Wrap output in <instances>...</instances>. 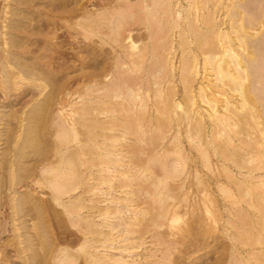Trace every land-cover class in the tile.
Returning <instances> with one entry per match:
<instances>
[{"label":"rangeland","instance_id":"obj_1","mask_svg":"<svg viewBox=\"0 0 264 264\" xmlns=\"http://www.w3.org/2000/svg\"><path fill=\"white\" fill-rule=\"evenodd\" d=\"M22 1L0 0V264H69L66 263L67 251H79L85 242L83 240L88 238L77 214L69 213L71 207L76 208L78 203L85 207L80 210L84 216L88 215L90 208L87 207L93 206L109 208L108 211L115 213L117 218L129 210L131 213L126 215L130 217L128 222L135 220V211L141 212L138 216L145 226L144 234L125 232L120 237L121 233L114 232L118 236L110 237V242L115 241L108 247L98 243L95 251L106 258L103 259L105 262L264 264V132L261 133L264 124H255V127L250 123L243 125L247 129L237 124L233 126L235 121L230 118L226 105L229 101L240 114H245L239 106L247 103L242 98V88L241 91H232L231 88L236 87L234 82L223 73L219 74V70L214 68L217 62H206L209 61L206 56L210 59L212 54L207 52L203 55L196 50L194 34L184 38L186 42L190 41L189 44L185 46L183 43L180 35L187 27L185 21L192 17V4L201 1ZM207 1L208 6L203 11L205 17L215 11L216 20L225 21L219 31L236 37L228 18L236 0ZM260 1L248 0L254 6V12L259 6L263 8L264 0ZM202 2L206 3V0ZM214 4H218L215 10ZM153 6L163 12L170 7V13L175 17L166 15L174 17L170 18L173 22L175 18L180 20L175 26L177 29L171 26L173 22L169 18L167 21L162 11L154 10ZM108 16L112 17V22L123 20L125 23L122 27V22L119 25L115 22L121 27L115 24L119 30H116L118 34L115 33L117 38ZM144 23L153 27L149 29ZM250 32L256 35L259 29ZM153 33L155 37L157 35L155 44V40L151 41ZM128 34L136 35L134 38L137 40L143 35L144 39L138 40V47L130 48V42L126 40ZM212 39L201 45L205 51L218 42L216 36ZM143 47L148 49L144 62L141 60L143 64H130ZM123 50L128 51L126 53L130 55L127 58L131 60L126 58ZM191 57L196 60L193 61L196 64L193 79L185 78L188 74L186 64ZM227 59L230 58L227 56ZM17 60L33 67L39 77H28L17 65ZM263 60L264 57L260 61L262 76ZM221 63L223 65V61ZM185 85L189 88L185 89ZM111 90L120 94L118 97L112 95L108 100L105 94L110 96ZM209 98L218 102L211 104ZM167 102L181 107H176L177 112L168 113ZM187 103L191 110L189 117L183 112L188 108ZM255 103L257 108L252 107V111L263 112L260 106L264 100L256 99ZM42 104L45 109L40 107ZM39 107L44 115L40 111L41 115L34 112ZM196 118L201 123L196 122ZM228 122L237 130L242 128L234 138L230 126H227L229 131L226 129ZM115 126L114 130L118 131L115 136L124 140L118 138V147H110L113 145L109 139L113 133L110 128ZM76 129L75 138L78 139L73 141V130ZM124 129L140 137L134 134L126 137L129 133L126 134ZM202 135L207 139L205 142ZM233 144L237 145L239 155L232 150ZM73 150L77 151L76 160L79 162L76 175H81L77 190L68 188L76 183L73 181ZM110 151L119 152L123 157H119L123 159L122 163L115 164L110 157L107 158ZM88 159L97 166H92ZM100 162H109L106 163L109 166L121 164L113 172ZM121 172H128V175ZM90 185L97 187L98 191L94 188L90 191ZM90 198L94 201L91 202ZM119 209L123 210L121 215ZM91 211L90 223L114 221V215H102L106 217L102 219L96 210ZM74 239H78L77 243ZM84 257L86 255L82 254L70 264H86Z\"/></svg>","mask_w":264,"mask_h":264},{"label":"bare ground","instance_id":"obj_2","mask_svg":"<svg viewBox=\"0 0 264 264\" xmlns=\"http://www.w3.org/2000/svg\"><path fill=\"white\" fill-rule=\"evenodd\" d=\"M22 1V0H21ZM106 1V0H105ZM104 1V2H105ZM149 1V0H148ZM151 1V0H150ZM166 1V0H165ZM164 1V2H165ZM201 2H202V0H200ZM216 1V0H215ZM214 1V2H215ZM221 1V0H220ZM260 1V0H259ZM22 2H24V1H22ZM21 2V3H22ZM94 2V1H93ZM100 2V1H99ZM102 2V1H101ZM104 2H103V4H104ZM106 2H108V1H106ZM167 2V1H166ZM198 2V1H196V2H193V4H192V17H194V18H187V19H189V21H187L186 19V23H185V25L187 26L186 27V29H183L182 30V34L180 35L181 37H182V39H183V43L185 44V46L187 45V44H189L190 43V41L188 42V40H187V42H186V40H184V38L186 37V36H189V34H194V38H195V41L194 42H196V45L198 46V48L196 47V50L198 51L199 50V53L200 52H202V53H204L203 55H205V53H207V52H209L210 54H212V56H210V57H212V58H210L209 59V57L208 56H206L207 58H206V60H209V61H206L207 63L208 62H210V61H216L217 63H216V65L214 66V68H217L216 70H219V74L221 75L222 73H223V75L224 76H227V78H228V80L229 81H233L234 83V85L233 86H236L235 88H231V90L232 91H234V90H240L241 91V88H242V93H243V97L242 98H244L246 101H247V103H245V102H243V104H241V105H239V106H241V109H242V111L244 110V113L245 114H240L238 111H237V107H234V106H232L231 104H230V102L228 101V103H227V105H226V109H227V111H229V113H230V118H232L234 121H235V123H233V126H236V124L240 127H242L243 128V125H246V124H248L249 125V123H250V125H252V126H254L255 127V124L256 125H258V124H264V103H262V106H260V108L261 107H263L261 110L263 111V112H261V111H259V110H254L255 112H253L252 111V107H256L257 108V106H256V103H255V100L256 99H263L264 100V98L262 97L263 95H264V75L262 76L261 74H260V72L263 70V68H262V65H261V60H262V58L264 57V5H263V8L261 9V7L259 6L258 8H260L261 10H258V8H256L257 9V11L256 12H254V10H253V7H252V3H249L248 2V0H236V3H234V6H233V8H232V10L230 11L231 13L230 14H228L229 15V17L228 18H230V21L232 22V24H231V27H232V29H234V33H235V36L236 37H232L231 35H230V33H226V34H222L219 30H220V28L222 27V25H224L225 24V21L224 20H220V21H217L216 20V17L214 16V13H215V11L212 13V14H208L209 16H207V17H205V15H204V13H203V11H204V9L205 8H207V0H206V3L205 2ZM261 2V1H260ZM153 3V2H152ZM192 3V2H191ZM217 3V2H216ZM255 3V2H254ZM97 4V3H96ZM100 4V3H99ZM123 4V3H122ZM150 4V3H149ZM154 4H156V2H154ZM210 4V3H209ZM211 4H212V2H211ZM256 4H257V2H256ZM261 3H259V5H260ZM153 5V4H152ZM152 5H150V7H152ZM148 6V5H147ZM155 6V5H154ZM153 6V9L156 7H154ZM214 6V10H215V7H217L218 6V4H217V6L214 4L213 5ZM228 6V5H227ZM80 7V6H79ZM159 6H157L156 8H158ZM162 7V6H161ZM224 7V6H223ZM226 7V6H225ZM77 8V7H76ZM83 8V7H82ZM128 8V7H127ZM154 9V10H158V11H160V8L159 9ZM182 8V7H181ZM229 8V7H228ZM124 9V8H123ZM150 9V8H149ZM149 9H148V11H149ZM162 9V8H161ZM165 9V8H164ZM169 9H170V7H169ZM169 9H167V11H165V12H163V10H161L163 13H164V16H167V21H168V18L170 19H173L174 17H175V15L173 14V13H170V10ZM186 9V8H185ZM255 9V8H254ZM120 10V9H119ZM152 9H150V11H151ZM154 10H152L151 12L152 13H154L155 11ZM213 10V9H212ZM74 12V14H75V10H73ZM91 11V10H90ZM160 11V12H161ZM173 11V10H172ZM175 11V10H174ZM191 11V10H190ZM78 12V11H77ZM140 12V11H139ZM142 12V11H141ZM151 12H149L151 15H152V13ZM168 12V13H167ZM188 12H189V10H188ZM225 12H227V11H225ZM82 13V12H81ZM90 14H91V12H89ZM89 13H87L88 15H90ZM137 13V12H136ZM156 13V12H155ZM158 13V12H157ZM163 13H162V15H163ZM217 13H218V11H217ZM246 13V14H245ZM84 14V13H83ZM85 14H86V11H85ZM105 14V13H104ZM124 14V13H123ZM127 14V13H126ZM150 14H148V15H150ZM160 14V13H159ZM166 14H172V15H174V17L172 18V16L171 17H168L169 15H166ZM190 14V13H189ZM243 14H244V16H243ZM69 15V14H68ZM87 15V16H88ZM117 15V14H116ZM147 15V14H146ZM161 15V16H162ZM106 16V15H105ZM109 17V16H108ZM108 17H106V18H108ZM116 17V16H115ZM153 17H154V14H153ZM156 17V16H155ZM158 17V16H157ZM160 17V16H159ZM177 17V16H176ZM178 17H180V16H178ZM182 17V16H181ZM89 18H90V16H89ZM95 18H97V17H95ZM104 17H102V20H104L103 19ZM110 18V17H109ZM112 18V17H111ZM108 19V20H111V22H112V19ZM162 19H163V17H161ZM113 19H115L114 17H113ZM116 19H117V17H116ZM115 19V20H116ZM119 19V18H118ZM139 19V18H138ZM138 19H136V20H138ZM170 19V20H171ZM92 20V19H91ZM107 20V21H108ZM119 20H122V19H119ZM148 20V19H147ZM159 20H161V19H159ZM175 21L173 22V20H171L172 22H173V24L174 25H171V26H173L174 27V29L176 28L175 26H176V24L177 25H179V21L177 20V18H175L174 19ZM123 21V20H122ZM122 21H120V22H122ZM127 21V20H126ZM95 22H97V21H95ZM110 22V21H109ZM108 22V24L109 25H111V23H109ZM116 21H113L112 22V25H113V29L115 30H112L113 31V34H114V37H116L115 36V33L116 34H118L117 33V31L116 30H118L117 28H115L116 27V25L118 24H120V22L119 23H115ZM137 22V21H136ZM161 22V21H160ZM172 22H170V23H172ZM88 22H86V24H87ZM123 23L124 22H122L121 24V26L123 27ZM130 23V22H129ZM150 23V22H149ZM149 23H148V25H146V23H144L145 24V26L147 27V28H151V27H153V25L152 26H150L149 25ZM165 23V22H164ZM170 23H169V25H170ZM184 23V22H183ZM182 23V24H183ZM92 23H90V26H94L93 24L91 25ZM105 24V23H104ZM116 24V25H115ZM131 24H132V22H131ZM151 24V23H150ZM167 25H168V23H166ZM96 25V24H95ZM106 25V24H105ZM117 25V27L118 28H121L120 26H118ZM128 25V24H127ZM159 26H160V23L158 24ZM45 26V25H44ZM124 26H125V23H124ZM184 26V25H183ZM87 27H88V25H87ZM106 27V26H105ZM108 27V26H107ZM110 27V26H109ZM130 27V26H129ZM154 27H155V25H154ZM178 27V26H177ZM182 27V26H181ZM189 27V28H188ZM261 27H263V29H261ZM157 28V27H156ZM169 28V27H168ZM188 28V29H187ZM74 29V28H73ZM123 29V28H122ZM153 29V28H152ZM177 29V28H176ZM254 29H259V32H258V34H256V35H253L251 32H250V30H254ZM42 30V29H41ZM93 30V29H92ZM170 30H171V28H170ZM180 30V29H179ZM73 31V30H72ZM75 31V30H74ZM77 31V30H76ZM119 31V30H118ZM153 31V30H152ZM159 31V30H158ZM169 31V30H168ZM122 32V31H121ZM150 33H151V31H149ZM120 33V32H119ZM76 34H78V33H76ZM106 34H107V32H106ZM165 34V33H164ZM168 34V33H167ZM166 34V35H167ZM112 35V34H111ZM153 35V37L151 36V39L153 38V40H151V41H154L155 40V38L157 37V35H156V37H155V35H154V33L152 34ZM178 35V34H177ZM109 36H110V34H109ZM150 36V35H149ZM162 36V35H161ZM212 36H213V38L216 36V40L218 41L217 43H214L215 45H211L210 47H209V50L207 49V51H205L204 50V48H203V46H201V45H203L206 41H210V39H212ZM114 37H112V38H114ZM119 37V36H118ZM134 37H137L136 35L134 36ZM132 35H130V34H128V35H126V40L128 39V41L130 42V45L128 46V47H130V48H135L136 46H137V42H138V40L140 41V40H142V39H144V37H143V35H141L140 37H139V39L137 40V38H134ZM165 37V36H164ZM172 38H173V36H171ZM117 38V37H116ZM169 38V37H168ZM134 39H136L137 41H135ZM147 39V38H146ZM157 39V38H156ZM162 39H165V38H162ZM112 40H114V39H112ZM117 40V39H116ZM115 40V41H116ZM123 40V39H122ZM125 40V41H126ZM213 40V39H212ZM215 40V41H216ZM156 41L157 40H155V42H154V44L156 43ZM168 42V41H167ZM214 42V41H213ZM125 43V42H124ZM124 43H123V46L122 47H124L125 45H124ZM169 44L171 43V42H168ZM120 44H121V42H120ZM129 44V43H128ZM146 44V43H145ZM166 44V43H165ZM122 45V44H121ZM153 45V44H152ZM157 45V44H156ZM171 45V44H170ZM191 45V44H190ZM195 45V46H196ZM206 45V44H205ZM31 46V45H30ZM127 46V45H126ZM120 47V46H119ZM122 47H120V48H122ZM138 47V46H137ZM142 47V46H141ZM152 47H154V45L152 46ZM159 47V46H158ZM168 47V46H167ZM190 47V46H189ZM206 47V46H205ZM126 47H124V49H125ZM191 48V47H190ZM239 48H241L240 50H239ZM157 49V48H156ZM147 47H143V48H141L140 49V52H139V54L137 55V57H133V55L131 54V56L134 58V59H132L133 60V62H129L130 64L132 63L133 65H136V64H139L140 62L142 63V61L141 60H143V62H144V59H145V57L147 56ZM154 51H155V49H154ZM165 51V50H164ZM121 52H122V50H121ZM123 52H124V54L126 53V52H128V51H124L123 50ZM149 52V51H148ZM166 52V51H165ZM171 52V51H170ZM185 52V51H184ZM208 53V54H209ZM218 53H221V54H219V55H217ZM122 54V53H121ZM163 54V53H162ZM172 54V53H171ZM185 54H186V52H185ZM128 55H130V54H127L126 53V58H127V56ZM154 55V54H153ZM225 55H227L230 59H227V56H225ZM122 56H123V54H122ZM130 56V57H131ZM149 56V55H148ZM197 56V55H196ZM226 57V61L223 59V57ZM124 57V56H123ZM131 57V58H132ZM16 58V57H15ZM129 58V57H128ZM127 58V59H128ZM153 58V57H152ZM162 58V57H161ZM126 59V60H127ZM196 59H197V57H196ZM129 60H131L130 58H129ZM158 60V59H157ZM188 60V59H187ZM186 60V61H187ZM164 61H165V59H164ZM172 61V60H171ZM193 61H195L196 62V60H194V59H192V57L187 61V64L186 65H188V69H186V71H187V73L188 74H186L187 76L185 77V78H187V77H189V78H192L193 77V74H194V72H196V69H195V65L196 64H194L193 63ZM221 61H223V65H222V63H221ZM264 61V60H263ZM169 62V61H168ZM17 65L24 71V73L28 76V77H31V76H35V77H39L38 76V74L37 73H35V70H34V68L33 67H30V65H27L26 63H24V62H22V61H18L17 60ZM143 64V63H142ZM211 64V63H210ZM212 64H214V63H212ZM16 66V65H15ZM109 66V65H108ZM108 66H104V67H108ZM131 66V65H130ZM130 66H129V68H130ZM171 66H172V64H171ZM170 66V67H171ZM210 66V65H209ZM99 67V66H98ZM138 67V66H137ZM105 69V68H104ZM103 69V70H104ZM133 69V68H132ZM171 69V68H170ZM104 71H107V69L106 70H104ZM109 72V71H108ZM170 72V71H169ZM168 72V73H169ZM6 73V72H5ZM107 72H103V74H106ZM226 73V74H225ZM264 73V72H263ZM102 74V73H101ZM115 75V74H114ZM171 75V74H170ZM195 75H196V73H195ZM34 77V78H35ZM53 77V76H52ZM105 77H107V76H105ZM222 77V76H221ZM188 78V79H189ZM227 78H226V80H227ZM127 79V78H126ZM193 79V78H192ZM220 79V78H219ZM222 79H225V77L223 78L222 77ZM47 80H49V79H47ZM184 80V79H183ZM187 80V79H186ZM185 80V82H188V81H186ZM237 80H239V81H237ZM220 81H221V79H220ZM224 81V80H223ZM236 81V82H235ZM116 82V81H115ZM161 82V81H160ZM184 82V81H183ZM226 82V81H225ZM225 84H227V83H225ZM224 84V85H225ZM232 84V83H231ZM231 84L229 85V86H231ZM130 85V84H129ZM137 85V84H136ZM222 85V84H221ZM128 86V85H127ZM132 86V85H131ZM226 86V85H225ZM232 86V87H233ZM186 87L187 88H189L187 85H185V89H186ZM215 87V86H214ZM227 88V87H226ZM128 91L130 92V93H132L133 94V91H132V89H131V87H129L128 86ZM201 89V88H200ZM109 90V89H108ZM192 90V89H191ZM216 90V89H215ZM168 91H171V90H168ZM111 92H114V93H111ZM111 94L109 93V95L110 96H107V94H105V98H107L108 100H109V97L111 98L112 97V95L113 96H117L118 97V95L120 94L119 92H117V91H115V90H111ZM186 92H190V91H188V90H186ZM225 92V91H224ZM235 92V91H234ZM172 93V92H171ZM185 93V92H184ZM202 93V92H201ZM203 94V93H202ZM252 94L254 95V97L252 96ZM261 94H262V96H261ZM167 95V94H166ZM169 95V94H168ZM187 95V94H186ZM101 96H103V94L101 95ZM171 96V94L169 95V97ZM201 96V95H200ZM203 96V95H202ZM189 97H190V95H189ZM192 97V96H191ZM203 97H205V96H203ZM228 97V96H227ZM103 98V97H102ZM170 99H172V98H170ZM210 99V98H209ZM244 99H243V101H244ZM184 100H186V99H184ZM189 100V98L187 97V101ZM191 100V99H190ZM229 100V99H228ZM170 102H171V100H169ZM210 102H211V104H212V102H218L216 99H213V98H211L210 100H209ZM224 101H226V100H224ZM232 101V100H231ZM185 102V101H184ZM259 102H260V100H259ZM261 102H263V101H261ZM169 102H167V104H168ZM44 104V103H43ZM43 104L40 106L41 108H42V106H43ZM216 104V103H215ZM224 104H226V103H224ZM162 106V105H161ZM191 106V105H190ZM40 107L39 108H37L38 109V111H34L35 113L37 112H39L40 111ZM47 107V106H46ZM167 107H168V105H167ZM176 107H178V108H180L181 106H179V104H175V103H169V112L168 113H171L172 111L174 112H177L176 111ZM186 107V106H185ZM187 107L188 108H185L184 110L185 111H183V112H185L184 114H187L188 115V117L190 116V113H191V110H190V107H189V103H187ZM249 107V108H248ZM251 107V108H250ZM44 108V107H43ZM42 108V109H43ZM183 108V107H182ZM212 108H213V106H212ZM45 109V108H44ZM167 110H168V108H166ZM225 109V108H224ZM167 110H165V111H167ZM44 111V110H43ZM130 111V110H129ZM240 111V110H239ZM36 113V114H37ZM40 113H42L41 111H40ZM40 113H38V114H40ZM263 113V114H262ZM37 114V115H38ZM43 114V113H42ZM44 114H45V112H44ZM43 114V115H44ZM174 114V113H173ZM183 114V113H182ZM193 114V113H192ZM37 115H33V116H37ZM41 115V114H40ZM43 115H42V117H43ZM119 116V115H118ZM124 116V115H123ZM168 116V115H167ZM180 116V115H179ZM229 116V115H228ZM227 116V117H228ZM42 117L40 116V118L39 119H42ZM134 117V116H133ZM218 117V116H217ZM32 118H34V117H32ZM44 118V117H43ZM168 118V117H167ZM180 118H182V117H180ZM215 118V117H214ZM221 118V117H220ZM38 119V118H37ZM38 119V120H39ZM229 119V118H228ZM259 119H262L261 121L259 120ZM126 120V119H125ZM186 120H188V119H186ZM196 122H198V123H201V121H200V119H197L196 118ZM224 120V119H223ZM225 120H226V118H225ZM37 120H35V122H36ZM138 121V120H137ZM185 121V120H184ZM215 121H217V119H215ZM220 121V120H219ZM229 121H231V119L229 120ZM32 122V121H31ZM218 122V121H217ZM224 122V121H223ZM227 122V121H226ZM231 122H233V121H231ZM231 122H228L229 124L228 125H226V127L227 126H230L229 128H230V131L231 132H233L234 133V136H233V138L235 137V136H237V134H238V132H239V130L240 129H242V128H240L239 130H237L238 128H234L233 126H232V124H231ZM39 124L41 123L42 124V122H38ZM182 123V122H181ZM198 123H196V124H198ZM225 123V122H224ZM33 124H34V122H33ZM35 124H37V122L35 123ZM35 124H34V127H36L35 126ZM113 124V123H112ZM149 124V123H148ZM226 124V123H225ZM121 125V124H120ZM129 125V124H128ZM133 125V124H132ZM199 125V124H198ZM201 125V124H200ZM199 125V126H200ZM37 126H39V125H37ZM41 126V125H40ZM39 126V127H40ZM125 126V125H124ZM136 126H137V123H136ZM198 126V127H199ZM33 127V128H34ZM138 127V126H137ZM215 127V126H214ZM224 127H225V125H224ZM249 127V126H248ZM251 127V126H250ZM38 128V127H37ZM129 128V127H128ZM139 128H141V127H139ZM146 128V127H145ZM220 128H222V127H220ZM253 128V127H252ZM111 129V131H113V133H111L112 135L109 137V139H111L112 140V142H113V145L112 146H110V147H118V145L120 144H118L117 145V143H118V141H119V139L120 138H122V137H116L115 136V134H116V132H118V131H116V130H114V129H116V126H115V128L114 127H112V128H110ZM138 129V128H137ZM226 129H228V127L226 128ZM243 129H247V128H243ZM258 129H259V127H258ZM30 130V129H29ZM31 130H32V128H31ZM30 130V131H31ZM39 130V129H38ZM118 130V129H117ZM120 130V129H119ZM125 130V129H124ZM127 130V129H126ZM125 130V133L126 132H128V133H126V134H128V135H126V134H123L124 132H123V130H121L123 133V137L124 138H126L127 136H131V134H132V136H133V131H132V133H131V131L129 132V130L128 131H126ZM131 130H133V128H131ZM223 130H225V128L223 129ZM252 130V129H251ZM253 130H254V128H253ZM261 130V129H260ZM69 131V130H68ZM74 131V138H73V141H76L77 139H78V137H77V139L75 138L76 136H77V129L76 130H73ZM218 131V130H217ZM227 131H229V129L227 130ZM243 131V130H242ZM248 131V130H247ZM255 131V130H254ZM33 132H36V130H34ZM135 132V131H134ZM215 132V131H214ZM231 132H229V133H231ZM241 132V131H240ZM249 132V131H248ZM247 132V133H248ZM262 132H264V131H262L261 130V133ZM32 133V132H31ZM121 133V132H120ZM120 133H119V135H120ZM139 133V132H138ZM201 133V132H200ZM220 133H222V132H220ZM246 133V132H245ZM257 133V132H256ZM37 135H38V133H36ZM36 134L34 135V133H33V135L34 136H36ZM41 134V133H40ZM73 134V133H72ZM202 134V133H201ZM232 134V133H231ZM230 134V135H231ZM249 134V133H248ZM124 135H126V137L124 136ZM135 135V134H134ZM136 135H138V134H136ZM135 135V136H136ZM228 135V134H227ZM251 135V134H250ZM264 135V134H263ZM29 136H30V134H29ZM33 136V137H34ZM39 136V135H38ZM139 137H140V135H138ZM203 136V135H202ZM206 136V135H205ZM208 136V135H207ZM229 136V135H228ZM232 136V135H231ZM258 136H260V135H258ZM32 137V136H31ZM37 137V136H36ZM35 137V138H36ZM41 137V136H40ZM39 137V138H40ZM240 137V136H239ZM263 137V136H262ZM30 138V137H29ZM38 138V139H39ZM108 138V137H107ZM119 138V139H118ZM138 138V137H137ZM229 138V137H228ZM33 139V138H32ZM123 139V138H122ZM135 139V138H134ZM139 139V138H138ZM202 139H203V141L205 142V137L203 136L202 137ZM232 139V138H231ZM260 139H261V137H260ZM36 140H37V138H36ZM41 140V139H40ZM124 140V139H123ZM126 140V139H125ZM207 140V139H206ZM244 140V139H243ZM263 140V139H262ZM121 141V140H120ZM135 141H137V139L135 140ZM134 141V142H135ZM255 141V140H254ZM30 142V141H29ZM33 142V141H32ZM31 142V143H32ZM37 142L38 141H36V144H37ZM139 142H140V140H139ZM226 142V141H225ZM228 142H230L229 141V139H228ZM227 142V143H228ZM237 142V141H236ZM247 142V141H246ZM262 142V141H261ZM137 143V142H136ZM239 143V142H238ZM244 143V142H243ZM252 143V142H251ZM254 143V142H253ZM124 144V143H123ZM223 144V143H222ZM229 144V143H228ZM231 144V143H230ZM255 144H257V143H255ZM263 144V143H262ZM32 145V144H31ZM110 145V144H109ZM108 145V146H109ZM117 145V146H116ZM246 145V144H245ZM252 145V144H251ZM140 146V145H139ZM220 146V145H219ZM230 146V145H229ZM237 145L236 144H233V146H232V150L234 151V153L236 154L237 153V155H239V151H237L236 149H237V147H236ZM250 146V145H249ZM138 147V146H137ZM222 147V146H221ZM240 147V146H239ZM248 147V146H247ZM254 147V146H253ZM256 147V146H255ZM225 148V147H224ZM248 148H250V147H248ZM247 148V149H248ZM252 148V147H251ZM259 148V147H258ZM129 149V148H128ZM133 149V148H132ZM152 149V148H151ZM218 149H220V148H218ZM222 149V148H221ZM153 150V149H152ZM231 150V149H230ZM236 150V151H235ZM243 150V149H242ZM252 150V149H251ZM258 150V149H257ZM262 150V149H261ZM74 151V157L72 158L71 157V159L73 160L74 159V163H73V161L72 162H70L72 165H73V174L75 175V177L73 176V178H74V180H73V178H72V180L73 181H75L76 183L74 184L73 183V181L71 182V183H73V185H72V187H68V188H72L71 190H74V188H75V190H77L76 188L77 187H79L78 185L80 184V179H81V175L80 174H78V175H76V168H78V163L79 162H77V160H76V158H77V151L76 150H73ZM95 151V150H94ZM93 151V152H94ZM129 151H130V149H129ZM132 152H133V150H131ZM229 151V150H228ZM250 151V150H249ZM254 151H256V149L254 150ZM90 152V151H89ZM131 152V153H132ZM151 152V151H150ZM73 153V152H72ZM109 153V152H108ZM119 153V152H118ZM116 151H113V152H111L110 151V154H109V156L107 157V158H111L112 159V162H114L115 164L118 162H121L122 160H120L121 158H123L122 157V155L121 154H118ZM135 155H137V152L135 151V152H133ZM130 154V153H129ZM244 154V153H243ZM247 154H248V152H247ZM254 154V153H253ZM258 154V153H257ZM61 156V155H60ZM231 156V155H230ZM253 156H256V155H253ZM63 157V156H62ZM104 157V156H103ZM119 157H121L120 159H119ZM232 157V156H231ZM234 157V156H233ZM129 158V157H128ZM230 158V157H229ZM242 158V157H241ZM106 159V158H105ZM110 159V160H111ZM135 159V158H134ZM183 159V158H182ZM89 160V162H90V164L92 165V166H95L96 164L95 163H93L92 161H91V159H88ZM108 160V159H107ZM176 161L178 160V159H175ZM238 160V159H237ZM134 161H136V160H134ZM171 161V160H170ZM240 161V160H239ZM111 162V161H110ZM111 162V163H112ZM131 162V161H130ZM182 162V161H181ZM180 162V163H181ZM238 162V161H237ZM60 163H61V161H60ZM101 164H105L108 168H111V169H113V172H116V168L117 167H120L119 165L122 163H120L118 166L116 165V166H114V165H111V166H109L108 164H106V163H109V162H100ZM136 163V162H135ZM172 163V162H171ZM99 164V163H98ZM110 164V163H109ZM113 164V163H112ZM129 164H132V162L131 163H129ZM153 165V164H152ZM185 165V164H184ZM238 165V164H237ZM71 166V165H70ZM80 166V165H79ZM97 166V165H96ZM262 166H264V165H262ZM170 167V166H169ZM168 167V168H169ZM239 167H240V165H239ZM258 167V166H257ZM80 168V167H79ZM137 168V167H136ZM139 168V167H138ZM249 168V167H248ZM259 168V167H258ZM71 169H72V167H71ZM170 169V168H169ZM168 169V170H169ZM175 170H176V167H175ZM147 171V170H146ZM154 171V170H153ZM152 171V172H153ZM173 171V170H172ZM257 171H259V170H257ZM72 172V171H71ZM117 172H119V170L117 171ZM149 172V171H148ZM121 173H123V172H121ZM128 173V172H127ZM126 173V174H127ZM142 173H144V172H142ZM124 174V173H123ZM126 174H124V175H126ZM139 174V173H138ZM168 174V173H167ZM172 174V173H171ZM170 174V175H171ZM189 174V173H188ZM128 175V174H127ZM132 175V174H131ZM169 175V174H168ZM177 174H175V176H176ZM134 176V175H133ZM155 176V175H154ZM174 177V175L172 174L171 175V177ZM140 177V176H139ZM170 177V178H171ZM19 178V177H18ZM18 178L16 179V180H18ZM69 178V177H68ZM134 178H136V177H134ZM141 178V177H140ZM15 179V178H14ZM139 179V178H138ZM250 179V178H249ZM94 180L96 181L97 179L96 178H94ZM133 180V179H132ZM246 180V179H245ZM99 180H97V182H98ZM250 181V180H249ZM129 182V181H128ZM99 184V183H98ZM98 184H97V187H98ZM125 184V183H124ZM67 185V184H66ZM94 186H95V184H93ZM69 186V185H68ZM70 186H71V184H70ZM90 186H92V185H90ZM89 186V187H90ZM94 186H92V187H90V191H92L93 190V188H94V190L96 191V189H97V187H94ZM132 186V185H131ZM196 186V185H195ZM67 187V186H66ZM65 188V187H64ZM92 188V189H91ZM65 191H67V190H65ZM88 191V190H87ZM97 191H98V189H97ZM59 192V191H58ZM64 192V191H63ZM69 192L71 193V191H70V189H69ZM68 192V193H69ZM61 193V192H60ZM60 193L58 194V195H60ZM130 193V192H129ZM100 194V193H99ZM131 194V193H130ZM134 195V194H133ZM91 202H93L94 200H93V198H90L89 199ZM128 201H130V200H128ZM131 201H133L132 200V198H131ZM78 202H80V201H78ZM127 202V201H126ZM90 203V202H89ZM132 203V202H131ZM73 204H75V203H73ZM72 204V205H73ZM91 204V203H90ZM251 204V203H250ZM77 207L76 208H73V207H71V209L69 210V213H70V211H73L72 213H74V214H77L76 216L78 217V222H79V224H80V222L83 224V227L82 228H84L85 230H87V233L85 232L84 233V235L85 236H87L88 235V238L85 240L84 238H86V237H84L83 239V241H85L84 243H83V245L78 249L79 251H67V254H66V256H67V262L66 263H71L72 261H74L75 259H78V257H82V254L85 256L86 255V258H85V260H84V262L86 263V264H115V263H113L112 261V263L110 262H105L103 259H106L105 257L103 258L102 256H99L98 255V253L95 251V250H97L98 249V243H100L101 245H103L104 246V248L105 247H108V244L109 243H113V241H115V239L113 240V239H111V241L112 242H110V237L112 236V238H115V237H117L116 235H114L115 233L114 232H116V233H119V235H120V233H121V235H120V237L121 236H123V234H133V233H136V234H144L145 232H144V227L145 226H143V224H141V220L139 219V216L138 215H140V211H135V220H134V218L131 220V222H128L129 220L128 219H130V217L129 216H126V215H128V214H130L131 212L128 210V211H126V212H124L123 213V210H120L119 209V211H122L121 213H120V215L122 214V217L121 218H117L116 216H115V213H112V212H110V211H108V209L109 208H105V209H103V208H99V207H97V206H93V207H87V208H90V209H88L89 211H88V215L87 216H84L83 214H80V210H83V209H85V207H84V205H82L81 203H78L77 205H76ZM74 209V210H73ZM91 209H94V210H96V213H98V217H102V215L103 216H105L106 215V217H107V215H114L113 217H114V221L113 222H111V223H107V222H105V223H107V224H95V223H93L92 221H91V223L89 222V220H91V218H92V211H91ZM107 209V210H106ZM110 210V209H109ZM114 211V210H113ZM71 215V214H70ZM119 215V216H120ZM142 215H144L143 213H142ZM75 216V217H76ZM106 217H102V219L104 218H106ZM112 217V218H113ZM141 217V216H140ZM70 218V217H69ZM131 218H132V216H131ZM87 219H88V221H87ZM125 219H127V221L125 220ZM72 220H74V219H72ZM77 220V219H76ZM76 220H75V222H76ZM102 221H104V220H102ZM77 222V223H78ZM77 223H75V224H77ZM101 223V222H100ZM74 224V225H75ZM79 224H77L78 225V227L80 226L81 227V225H79ZM97 225V227L96 228H94L93 226H95V225ZM100 225V226H99ZM143 226V227H142ZM141 227H142V229H141ZM81 229V228H80ZM104 229H108L107 231L106 230H104ZM126 232V233H125ZM148 232V231H147ZM74 235V234H73ZM72 235V236H73ZM114 236V237H113ZM126 236V235H125ZM141 236V235H140ZM76 237V236H75ZM78 237V236H77ZM76 237V238H77ZM102 237V238H101ZM137 237V236H136ZM79 238V237H78ZM80 239V238H79ZM82 239V238H81ZM122 239H125V238H122ZM77 240L78 239H74V242L75 243H77ZM127 240V239H126ZM125 240V241H126ZM81 241V240H80ZM116 241H117V238H116ZM123 241V240H122ZM128 241V240H127ZM124 242V241H123ZM81 243V242H80ZM129 243V242H128ZM74 244V243H73ZM130 244V243H129ZM80 245V244H79ZM129 247V246H128ZM110 248H112V247H110ZM129 249V248H128ZM124 250H127V247L124 249ZM68 259H69V262H68ZM100 259H101V261H100ZM122 260V259H121ZM120 261V260H119ZM115 262V261H114ZM123 262V261H122ZM126 264L125 262H123V263H119V262H116V264Z\"/></svg>","mask_w":264,"mask_h":264}]
</instances>
